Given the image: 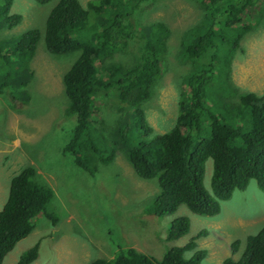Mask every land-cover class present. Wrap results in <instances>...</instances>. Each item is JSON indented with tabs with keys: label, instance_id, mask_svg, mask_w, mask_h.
Returning <instances> with one entry per match:
<instances>
[{
	"label": "trees",
	"instance_id": "1",
	"mask_svg": "<svg viewBox=\"0 0 264 264\" xmlns=\"http://www.w3.org/2000/svg\"><path fill=\"white\" fill-rule=\"evenodd\" d=\"M12 1L0 0V94L10 96L11 106L16 101L24 105L34 96L29 90L34 77L30 62L41 37L51 55H71L62 76L67 99L62 118H73L74 126L62 152L92 173L96 161L109 164L120 150L139 178L156 182L158 191L144 211L170 218L165 239L190 232L189 217L175 216L181 205L215 217L222 201L244 190L250 180L264 190V89L260 94L241 90L230 76L233 52L264 12V0H190L200 9L199 16L176 30L175 52L188 68L177 114L160 133L153 132L144 107L167 69L173 30L162 19L138 29L141 11L148 12L158 1L86 0L84 5L80 0H53L42 28L6 35L3 29L22 19L11 12ZM118 53L129 58L116 59ZM95 104H110V112L117 115L110 121L93 120L99 110ZM9 179L0 209V264L37 216L58 220L51 204L54 189L34 164L22 166ZM203 235L205 228L186 243L171 245L160 258L121 246L110 258L96 257L88 264H204L206 249L196 243ZM243 242L239 256L227 255L221 264H264V222ZM230 244L233 253L240 250L239 239ZM37 252L38 241L21 252L16 264L32 262Z\"/></svg>",
	"mask_w": 264,
	"mask_h": 264
},
{
	"label": "rangeland",
	"instance_id": "2",
	"mask_svg": "<svg viewBox=\"0 0 264 264\" xmlns=\"http://www.w3.org/2000/svg\"><path fill=\"white\" fill-rule=\"evenodd\" d=\"M80 1L85 5L86 0ZM156 1L158 4H153L148 12L141 11L138 29L162 19L173 30L168 37L167 69L163 70L154 95L144 107L153 132L160 133L177 114L181 80L188 68L175 58L179 40L176 30L181 31L195 21L200 9L190 0ZM52 2L13 0L11 12L22 14V19L3 31L7 35L30 26L42 28ZM71 58V55L48 53L41 37L30 62L34 77L29 90L34 96L24 105L16 101L11 106L10 96L0 94V209L8 194L10 176L22 166L34 164L54 189L55 199L51 204L58 219L53 222L46 216H37L33 228L4 256L2 264H16L21 252L37 241V256L28 264H88L96 257L110 258L121 246H131L160 258L171 245L186 243L203 228L206 235L198 237L196 243L197 248L206 249L204 264H221L227 255L238 257L247 233L256 232L264 222V190L255 179L244 190L222 201L221 211L215 217L195 214L181 205L175 216L189 217L190 232L167 240L170 218H158L144 211L145 203L158 191L156 182L139 178L120 150H115L113 162L109 164L96 161L92 173L73 164L72 157L62 152L74 126L73 118H62V109L67 103L62 76ZM115 58L129 57L118 53ZM231 62L232 84L241 90L262 93L264 12L242 37ZM94 108L99 110L93 120L102 117L110 121L117 115L110 112V104H95ZM235 239L240 240V250L233 253L230 243Z\"/></svg>",
	"mask_w": 264,
	"mask_h": 264
},
{
	"label": "clouds",
	"instance_id": "3",
	"mask_svg": "<svg viewBox=\"0 0 264 264\" xmlns=\"http://www.w3.org/2000/svg\"><path fill=\"white\" fill-rule=\"evenodd\" d=\"M236 252V251H235Z\"/></svg>",
	"mask_w": 264,
	"mask_h": 264
}]
</instances>
